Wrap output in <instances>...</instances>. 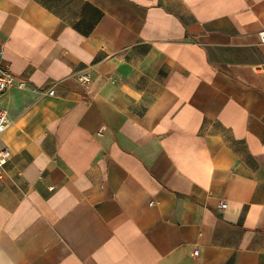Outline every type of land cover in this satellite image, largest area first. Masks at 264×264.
<instances>
[{
    "label": "crops",
    "instance_id": "obj_1",
    "mask_svg": "<svg viewBox=\"0 0 264 264\" xmlns=\"http://www.w3.org/2000/svg\"><path fill=\"white\" fill-rule=\"evenodd\" d=\"M263 31L264 0H0V264H264Z\"/></svg>",
    "mask_w": 264,
    "mask_h": 264
},
{
    "label": "built area",
    "instance_id": "obj_2",
    "mask_svg": "<svg viewBox=\"0 0 264 264\" xmlns=\"http://www.w3.org/2000/svg\"><path fill=\"white\" fill-rule=\"evenodd\" d=\"M260 39L264 42V31L260 32ZM12 75L10 74L9 68L6 65L0 64V98L7 90L11 83ZM84 81H88V77L83 78ZM51 91V90H50ZM52 92V91H51ZM9 118L5 108L0 106V136L9 126ZM11 156L7 148L0 149V170L4 167ZM224 204H220V207H224ZM196 252V251H195Z\"/></svg>",
    "mask_w": 264,
    "mask_h": 264
}]
</instances>
